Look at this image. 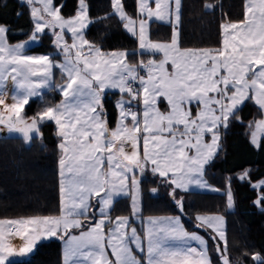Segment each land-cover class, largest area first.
I'll list each match as a JSON object with an SVG mask.
<instances>
[{
	"label": "snow or ice",
	"instance_id": "1",
	"mask_svg": "<svg viewBox=\"0 0 264 264\" xmlns=\"http://www.w3.org/2000/svg\"><path fill=\"white\" fill-rule=\"evenodd\" d=\"M21 2L30 8L33 30L25 43L10 45L7 27L0 26V105L4 104L3 82L11 75L17 94L12 105H5V110L13 114L7 117L9 129L31 139L29 133H39L42 123L51 121L57 126L64 154L59 161L62 214L0 220V264H8L9 257L30 253L42 238L65 236L69 237L65 240V264H143L133 254L132 245L145 252L136 229L130 227L128 218L112 221L108 215L113 193L126 191L118 186L125 185L130 173L138 191L136 175L150 170L174 186L171 194L182 211L183 198L177 196V190L210 187L203 179L205 166L220 150L221 130L228 128L230 119H238L246 101L264 110V0H249L243 21L222 25V47L215 50L182 49L178 32L170 43L148 38L152 19L165 20L174 15L179 23L182 0H137L139 19L127 14L123 0H112L114 14L137 37L141 54H162L159 60L140 61L139 68L146 75L126 62L127 53H105L84 38L83 29L90 23L87 0H78L76 14L68 18L61 14L63 5H56L54 0ZM46 30L52 32L62 61L46 54L26 53V48L39 42ZM66 33L71 35V44ZM54 68L64 77L59 85L63 100L45 108L29 123L21 116L24 106L31 97L42 95L38 90L57 87L52 79ZM105 90L120 94L114 104V128L109 127ZM161 103H166L167 111L160 110ZM136 105H142L140 111L134 110ZM193 107L197 109L195 115ZM4 123L0 113V124ZM256 129L264 132V120L256 124ZM251 135L253 144L259 147L257 132ZM129 146L131 150L126 151ZM241 178H247V173ZM93 196L100 197L104 218L84 225L81 218H94L90 203ZM227 198L231 207L230 189ZM260 199L264 200V196ZM89 212L93 217L88 216ZM197 219V227H214L221 220ZM106 220L115 225L108 232ZM159 223L149 220L151 225ZM163 223L165 227L148 232L147 264H213L206 241L188 233L178 217ZM5 225L9 226L7 230ZM85 228L79 235L69 236L71 229ZM216 232L219 239L226 240L222 230L217 228ZM13 235L25 241L18 252L10 242ZM169 241H178L180 246L173 247ZM191 241L198 242L200 248L192 247ZM216 249L222 264H230L226 246L221 249L217 244ZM253 259L264 264L258 255Z\"/></svg>",
	"mask_w": 264,
	"mask_h": 264
},
{
	"label": "trees",
	"instance_id": "2",
	"mask_svg": "<svg viewBox=\"0 0 264 264\" xmlns=\"http://www.w3.org/2000/svg\"><path fill=\"white\" fill-rule=\"evenodd\" d=\"M244 0H182L179 20V47L182 49L215 50L220 46L221 27L224 23L241 22L244 19ZM63 5L61 14L68 18L77 11L78 0H54ZM90 24L85 32L89 43L103 52L125 51L129 64L136 63L137 42L128 34L123 23L113 14L111 0H87ZM127 14L135 16L136 0H123ZM211 5V10L207 6ZM19 13V15H18ZM0 25L8 29L7 40L14 44L29 38L32 22L27 6L18 0H0ZM171 27L152 22L149 37L152 41H168ZM52 37L44 34L39 43L27 49L28 54L54 56ZM142 60L147 56L141 55ZM50 92L44 93L48 97ZM105 107L110 126L116 119L113 100L105 97ZM42 100L31 101L29 115L36 113ZM52 104V101L50 102ZM261 117V112L249 100L239 111L238 119H230L229 126L221 132L220 150L207 165L204 179L220 191H231L233 210H228L225 193L190 191L177 194L183 198L180 214L172 189L152 174L140 182L141 215H179L187 230H198L210 240V254L214 264H220L215 246L227 248L230 264H257L253 259H264V200L260 207L254 203L257 192L251 184L264 179V137L254 148L248 138L247 126ZM40 136L31 144L16 136L0 137V220L30 217L57 216L60 211L58 177V139L52 122L40 125ZM246 172L247 178L237 175ZM162 185V186H160ZM162 187L166 191L162 193ZM169 187V188H168ZM153 189L157 194H152ZM264 196V187L260 190ZM200 214H220L225 220V244L211 238L195 226L194 217ZM130 217L127 198L114 202L109 213L113 220L118 216ZM131 224L133 219L130 217ZM109 227V225H106ZM78 232V231H76ZM8 264H62L61 239L52 238L40 243L24 261Z\"/></svg>",
	"mask_w": 264,
	"mask_h": 264
},
{
	"label": "rangeland",
	"instance_id": "3",
	"mask_svg": "<svg viewBox=\"0 0 264 264\" xmlns=\"http://www.w3.org/2000/svg\"><path fill=\"white\" fill-rule=\"evenodd\" d=\"M111 2H112V0H111ZM152 6L154 7V2H153V4H152ZM112 12H113V14H114V8H113V5H112ZM114 15H115V16H116V17H117V18L123 23V28H124V30H125L128 34H130V33L126 30V28H125V26H124V23H125V22L122 21V20L119 18L118 14H114ZM128 15H129V14H128ZM129 16L132 17V18H135V19H139V17H138V12H137V0H136V14H135L134 17L131 16V15H129ZM152 22H157V23H161V24H167V25H170V27H171L170 38H169L168 41H166V42H164V41H153V42H164V43H170L171 40L174 38L175 33H177V32L179 33V23L176 22V20H175V16H174V15H172L171 17H169V18H167V19H165V20H156V19H152V20L149 21V27H150V24H151ZM149 27H148L147 35H148V38L150 39V37H149ZM130 35L133 36L132 34H130ZM133 37H135V36H133ZM66 39H67V38H66ZM135 39H136V42H137L136 53H137L138 56H137L136 63H134V64H129L128 61L126 60V62H127L130 66L137 67L138 70H143V69H140V68H139L140 61H144V60H142L141 55H145V56H147V58H146V60H145L144 62H147L149 59H156V60H159V59L162 58V54H160V53H157V54H154V55H150V54H146V53H145V54H141V50L139 49V46H138V39H137V37H135ZM150 40H151V39H150ZM151 41H152V40H151ZM178 44H179V36H178ZM53 45H54L55 49L57 50V55L54 54L55 57H52V56H51V57L54 58V59H57V61H62V59H63L62 55L59 54L58 49H57L56 46H55V43H54ZM115 52L119 53V52H125V51H115ZM105 53H111V52H105ZM125 53H126V52H125ZM59 59H61V60H59ZM168 67H169V71H171V66L169 65ZM143 71H144V70H143ZM52 73H53V75H52L53 83L56 82V84H57V86H58V88H57V93H56L55 91H53V88H52V87H49V88H46V89H40V90H38V91H40V92H43V91L50 92V94H49L48 97H47V96L44 97V95H43V97H41V96H34V97H31V98H38L39 100H42V101H43V104L40 106L39 110H38L36 113L31 114V115H29V113H28V111H27V109L29 108L31 102H28V104L24 106V110H23V112L21 113V116L26 117V118L28 119V122H29V123H31V119H32L33 117H35V116H36V115H37V114H38L43 108L54 107V106H51V105L54 104V103L58 100V98H59V95H58V94L61 95V100H60V102L63 100V96H62V94H61L60 91H59V85H61V84L64 82V77H63V75L61 74V72H60V70H59L58 68L53 69V70H52ZM12 75H15V74H12ZM141 75H146V72H145V71L142 72ZM33 79H39V77H33ZM135 86H136V87H139V85H135ZM50 88H52V89L49 90ZM4 89L7 90V98H8L9 101L7 102V99H6V101H5L4 105H3L2 113H3L4 117H5V123H4V124H0V134H1V132L3 131V132H5V134H6L7 136H19V137H21V138L24 140V143L28 146V145L31 144L32 138H33V137H39L40 134H39V133H34V132H33V133H29V135L31 136V139H27V138L25 137V135H24L22 132L15 131V130H10V129H9V127H8L7 117H8V116H13V114H12V113H9V112H6V115H5V105H8V106L12 105V104L14 103L13 96H14L15 94H17V85H16V83L13 81L11 75L8 76V77L4 80V82H3V86H2V90H4ZM105 97H107L108 99L113 100V104H115V102L120 98V94H119L117 91H115V90H105V96H104V99H105ZM5 98H6V97H5ZM51 101H52V104H50ZM250 101H251V100H250ZM60 102H59V103H60ZM59 103H58V104H59ZM139 107H140V105H136L135 108H134V110L139 111ZM159 107H160V110H161V111H167V105H166V103H165V107H166L165 110L163 109V108H164V103H161V104L159 105ZM141 108H142V105H141ZM115 109H116V108H115ZM192 111H193V115H195L197 109H196L195 107H193ZM116 117H117V109H116ZM261 120H264V118L262 117V118H260V119L255 120V121H251L250 125L248 126V128L251 129V130H250L251 132H250L249 140H250V142H251L252 144H253V142H252V135H251V134H252L253 131H256V132H257L258 143H259L260 138H261L262 136H264V132H260L259 130L256 129V124H257L259 121H261ZM48 122H51V121H48ZM52 123L55 125L54 122H52ZM116 123H117V119H116ZM20 126L22 127V125H20ZM225 130H226V129H223V130H221V132H222V131H225ZM57 135H58V133H57ZM58 136H59V135H58ZM5 137H6V136H5ZM59 138H60V140H59V143H58V153H59V161H60V159L62 158V156H63L64 154H63L62 150H61L60 147H59L60 143L62 142V139H61L60 136H59ZM205 139H207V137H205ZM220 139H221V137H220ZM254 145H255V144H254ZM255 146H256V145H255ZM256 147H257V146H256ZM130 150H131L130 146H129L128 148H126V151H130ZM217 153H218V152H217ZM205 167H206V166H205ZM137 171H138V170H137ZM245 173H246V172H243V173L238 174V175H237L238 179H239V180H243L244 178L242 179L241 177H244V176H245ZM148 174H152V175H154V176H155V179L157 178V179H159V180H163V181H164V178H163V177H160V176L157 175V174H153L150 170H145L143 173H139V174H137L136 177H135L136 181L139 182V183H138V191H137V189H136V185L133 184V181H132V179H131V175H132V174L130 173V174H129V179L125 182V185H124V186H118V188L123 187L124 189H126V191H119V192H114V193H113V204H114V202H115L116 200L121 199V198H127V199L129 200V205H130V217H131L132 219H134V223L137 222V223H139V225H141V226H140V227H141V233L139 234V232L137 231L136 226H135L133 223L131 224V220H130V217H129V216H125V215H124V216H118V217H126V218H128V220H129V224H130V227H134V228L136 229L137 234L141 237V240H142V241H143V238L146 239V240L148 241V239H147V235H148V232H149L150 229H152L153 231H158L159 228H161V227H165V226H166V225L163 223L164 221H166V220H168V219H170V218H177V217H178L179 220H180L181 225L183 226V228H184L188 233H190V234H191V233H195V234L199 235L204 241H206V243H207V247H208V255L211 257V254H210V240H209V238L207 237V235L202 234V233H201L200 231H198V230H187V229L185 228L184 224L182 223L181 217H180L179 215H167V216H165V215H163V216H145V217L141 215V191H140V182H141V179H142L145 175H148ZM58 177H59V191H60V211H59V214H58L57 216H54V217H59V216L62 214V213H61V208H62V192H61L62 178H61V175H60V164H59V162H58ZM203 179H204V177H203ZM204 180H205V179H204ZM205 181H206V180H205ZM167 184H168V186H170L171 189H173L174 186H173L171 183H167ZM207 185H209V184L207 183ZM260 185H264V179L259 180V181L254 182V183L251 184L252 188L255 189L256 192H257V198H256L255 201H254V203H255V205H256L257 207H260V203H257V201H258V200H261V199H260V198H261L260 190H261L262 187H261ZM160 186H162V185H160ZM209 186H210V187H206V188H197V187H194V186H189V191H187V192L195 191V192H203V193H225V194H226V199H227V208H228V210H233V199H232V206L229 207V201H228V198H227V193H228L229 190L227 189L225 192H223V191L218 190L217 188H215V187L212 186V185H209ZM109 187H110V186H109ZM162 188H163V189H162L161 191H162V193H163V192L166 191V188H165V187H162ZM168 188H169V187H168ZM207 189H210V191H209V190L207 191ZM187 192H184V191H181V190H177V191H176L177 194H182V193H187ZM151 193L155 195V194H157V190L152 191ZM101 195L103 196V195H105V193H101ZM231 196H232V195H231ZM134 201H135V207L133 206V205H134ZM90 203H91L92 208H93V210H94V218H92L91 220L86 219V218H81V223L84 224V225H89V223L92 222L93 219H95V221H96V223H97L100 219L104 218V217L102 216L101 212H100V208L102 207V204L100 203V197H97V196H93V197H91V198H90ZM113 204H112V207H113ZM112 207H111V209H112ZM111 209L107 210V211H108V215H109ZM88 216H89V217H93V212H89V213H88ZM51 217H53V216H51ZM197 217H212V218L219 217V218H221L220 223L215 224L214 227L201 226V227H198V228H199L201 231L205 232V234H210L211 238H213V237H217V240H218L220 243H222V244L224 245V244H225V240H221V239H219V237L217 236V232H216V229H217V228H219L220 230H222V231L224 232V229H225V220H224V217H223L222 215H220V214H200V215H196V216L194 217V223H195V226H196V227H197V225L200 223V221L197 219ZM30 218H33V217H30ZM116 218H117V217H115L112 221H115ZM19 219H25V218H19ZM149 220H157V221H160L161 223H159V224H155V225H151V224H149ZM145 221H146V222H145ZM144 222H145V223H144ZM106 225H109V227L105 226V232H108L109 228L115 227L114 224H108L107 220H106ZM83 230H86V228H85V229H71L70 232H69V235H70V236L73 235V234L79 235L80 232L83 231ZM76 231H78V232H76ZM129 235H130V233H129ZM161 235H162V234H161ZM13 237H14V236H13ZM65 237H66V236H65ZM65 237H64L63 239H65ZM52 238H57V237H52ZM52 238H50V239H52ZM63 239H61V241H62ZM40 240H41V241H39L38 244L43 243V242H46V241H48L49 239L46 240L45 238H42V239H40ZM44 240H46V241H44ZM10 241H12V237H11ZM169 243H170L173 247L180 246V242H178V241H169ZM24 244H25V243H24ZM24 244H22V242H21L20 245H19V246H18V245L15 246L14 249L18 252V251L20 250V248H22V247L24 246ZM38 244H37V245H38ZM190 244H191L192 247H196V248H198V249L200 248L199 243L196 242V241H191ZM37 245H35L34 249L36 248ZM132 247H133V249H134L133 254L137 257V259L142 260L143 264H147V256L145 255L146 253H145V252H139L138 250H135V245H132ZM34 249H33V251H34ZM108 253H109V255L111 254V250H110V249H108ZM29 254H30V253H26V254H24V255H23V256H24V259L28 258V257H29ZM10 258H15V257H10ZM17 258H19V257H16V259H10V260H12V261H10V262L17 261V260H18ZM113 259H114V258H113ZM213 264H214V263H213Z\"/></svg>",
	"mask_w": 264,
	"mask_h": 264
},
{
	"label": "crops",
	"instance_id": "4",
	"mask_svg": "<svg viewBox=\"0 0 264 264\" xmlns=\"http://www.w3.org/2000/svg\"><path fill=\"white\" fill-rule=\"evenodd\" d=\"M19 1V3L20 4H22V5H25L24 3H22L21 2V0H18ZM249 3V0H244V2H243V6H244V19H245V13H246V5ZM25 6H27V5H25ZM28 7V9H29V13H30V8H29V6H27ZM30 18H31V16H30ZM243 19V20H244ZM31 22H32V30H33V20H32V18H31ZM90 24V23H89ZM89 24H88V26H89ZM1 26V25H0ZM88 26H87V28H88ZM87 28H85V29H83V34H84V38L86 39V37H85V32H86V30H87ZM46 34H48V35H50L51 37H52V40H53V42H52V44H54V36H53V34H52V32L51 31H48V30H46V32H45ZM65 38H67V40H68V43L69 44H71L72 43V40H71V35H70V33H66L65 34ZM30 39V36H29V38L27 39V40H24V41H22V42H18V43H25L26 41H28ZM87 40V39H86ZM222 40H223V32H222V27H221V41H220V46H219V48L220 47H222ZM7 42H8V40H7ZM9 43V42H8ZM39 42H37V43H32L31 45H30V47H32V46H34V45H36V44H38ZM10 45H15V44H17V43H14V44H11V43H9ZM54 46V45H53ZM30 47H27L26 48V53H27V49H29ZM54 49H55V47H54ZM28 54V53H27ZM54 54H56L57 55V50L55 49V52H54ZM28 55H32V54H28ZM51 57V56H50ZM56 61H57V59H55ZM59 60H61V59H59ZM54 69H56V68H54ZM54 84L57 86V84H56V82H54ZM57 88H58V86L57 87H55V88H53V91H55L56 93H57ZM52 88H50L49 90H51ZM4 92H5V97H6V99H7V102L9 101L8 100V98H7V90L6 89H4L3 90ZM42 93V95H41V97H43V95H44V93H46V91H43V92H41ZM59 95V98H58V100L54 103V104H52L51 106H55V105H57L59 102H60V100H61V95L60 94H58ZM36 100H39L38 98H30L29 99V102H31V101H36ZM252 102V101H251ZM253 103V105L261 112V117L260 118H264V110H261L254 102H252ZM45 108H43L41 111H43ZM164 110L166 109V107H165V103H164V108H163ZM141 110V105H140V107H139V111ZM40 111V112H41ZM6 110H5V115H6ZM39 112V113H40ZM259 118V119H260ZM116 119H117V117H116ZM116 119H115V121H114V123H113V125L112 126H110V124H109V127L110 128H114L115 126H116ZM251 123V122H250ZM250 123H248V126L250 125ZM55 126V130H56V137H57V139H58V143H59V140H60V138H59V136L57 135V133H58V129H57V126L56 125H54ZM247 126V127H248ZM251 129L250 128H247V131H248V138H249V136H250V131ZM5 136H7L6 134H5V132H1V134H0V137H5ZM16 137H19V136H16ZM262 137H264V136H262ZM261 137V138H262ZM21 138V137H20ZM261 138H260V140H261ZM260 140H259V142H260ZM249 142H250V140H249ZM250 144L254 147V148H257L254 144H252L251 142H250ZM206 167H207V165H206ZM205 167V168H206ZM245 179V178H244ZM263 188V187H262ZM210 191V189H207V191ZM59 195H60V191H59ZM165 216H167V215H165ZM5 220H17V219H5ZM146 222V221H145ZM144 222V223H145ZM91 224H95L96 223V221H95V219H93V221L92 222H90ZM89 223V224H90ZM133 224L136 226V228H137V231L139 232V234L141 233V225H139V223H137V222H135L134 223V219H133ZM5 227V230H7V228L9 227L8 225H5L4 226ZM87 230V229H86ZM73 235H76V234H73ZM14 236V235H13ZM11 236L12 237V241H10L11 242V245H12V247L13 248H15V246H19L20 245V243L22 242V244H24L25 243V241L23 240V239H21L20 237H18V236ZM70 236V235H69ZM11 237H10V239H11ZM50 238H52V237H48V238H45L46 240H50ZM69 237L68 236H66L65 237V239H63L62 241H61V261H62V264H65V261H64V252H65V248H66V245H65V240H67ZM46 240H44V241H46ZM39 241H41V240H39ZM39 241H37L36 242V244L35 245H37L38 243H39ZM147 244H148V241L146 240V239H144L143 238V246H144V248H145V253H146V249H147ZM35 247V246H34ZM34 249V248H33ZM34 251L32 250L31 252H30V254H29V256L33 253ZM146 255V254H145ZM13 257H15V258H10L9 257V261H8V263L10 262V261H12V260H10V259H16V257H19V258H17L18 260L17 261H24V260H26V259H28V258H26V259H24V256H13Z\"/></svg>",
	"mask_w": 264,
	"mask_h": 264
},
{
	"label": "water",
	"instance_id": "5",
	"mask_svg": "<svg viewBox=\"0 0 264 264\" xmlns=\"http://www.w3.org/2000/svg\"><path fill=\"white\" fill-rule=\"evenodd\" d=\"M176 205H177V203H176ZM177 209H178L179 213L181 214L183 210L181 211V209L178 207V205H177ZM215 252H216V254L218 255V258H219V254L217 252L216 246H215ZM218 260H219V263L222 264L220 258Z\"/></svg>",
	"mask_w": 264,
	"mask_h": 264
},
{
	"label": "built area",
	"instance_id": "6",
	"mask_svg": "<svg viewBox=\"0 0 264 264\" xmlns=\"http://www.w3.org/2000/svg\"><path fill=\"white\" fill-rule=\"evenodd\" d=\"M139 71H140V74H142V72H144L143 70H139ZM3 98H4V103H5V101H6L5 96H4ZM3 105H4V104H3ZM3 105H0V113H2Z\"/></svg>",
	"mask_w": 264,
	"mask_h": 264
}]
</instances>
